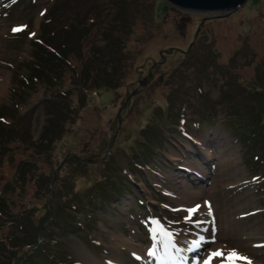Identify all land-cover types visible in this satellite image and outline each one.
Instances as JSON below:
<instances>
[{
	"label": "rangeland",
	"instance_id": "374dc122",
	"mask_svg": "<svg viewBox=\"0 0 264 264\" xmlns=\"http://www.w3.org/2000/svg\"><path fill=\"white\" fill-rule=\"evenodd\" d=\"M40 21L59 57L46 71L51 79L34 70ZM0 83V105L26 101L19 118L0 107L1 214L27 210L38 223L48 184H55L56 207L70 206L72 194L84 199L87 185L107 167L100 158L111 145L112 165L131 189L98 203L101 212L85 236L51 227L52 238L24 262L21 253L33 237L0 217V237L19 244L14 256L2 251L0 264H180L163 234L202 241L182 264H199L218 240L226 245L222 257L228 249L245 250L251 264H264V169L253 153L242 155V143L224 121L246 128L245 112L264 100V0L207 16L166 0H0ZM246 84L263 87L250 94ZM78 88L89 98L80 100ZM97 88L105 90L100 98L93 96ZM56 89L71 92L74 111L58 98L43 99ZM56 108V133L41 139ZM147 125L162 126V147L131 171L128 153ZM70 149L85 162L66 161ZM27 162L33 164L30 181L18 176ZM182 183L203 186L208 196L185 200ZM199 200L205 206L194 205Z\"/></svg>",
	"mask_w": 264,
	"mask_h": 264
},
{
	"label": "trees",
	"instance_id": "16d2710c",
	"mask_svg": "<svg viewBox=\"0 0 264 264\" xmlns=\"http://www.w3.org/2000/svg\"><path fill=\"white\" fill-rule=\"evenodd\" d=\"M44 25H45L44 22L40 21L39 31H38L39 36H37L38 38L35 39V41H33L35 45L33 59H36L35 61L37 63V65L34 67V70H36L38 74L44 73L45 75L46 73L49 79H51L52 73L49 74L46 71L52 69L54 65L53 60L59 57L56 56L58 53H55L56 49L54 45L49 43V41L47 40L48 38L47 35H44V31H45ZM109 69L111 68H108V70ZM109 71L107 72L110 74ZM29 83L30 82H28V85ZM251 83L253 82H250L249 85H251ZM103 85H105V82ZM106 85H109V83ZM249 85L246 84L245 87L249 89L250 94L255 91L257 92L261 91L263 87V85H257V84H252L254 87H249ZM75 87L77 88V86ZM65 90L56 89L54 90L53 93H51V95L44 96L43 99L56 100L58 98L66 103L68 96L71 97V92L68 90L67 93L65 92ZM76 90L79 92L78 95L80 96L79 98L80 100L89 98L86 95V89L78 88ZM175 90L177 93H179L181 91H186L187 88L184 87ZM103 91H105L103 90V88H97L93 96L96 98H100ZM65 93H67V95ZM172 93L173 91L170 93V95H172ZM169 99L170 100L174 99V97L171 98L169 97ZM25 103L26 101L24 102V104H22V106L19 107L15 106L11 108L10 106L4 104L0 105V107L7 114H15L16 112L18 115H16L15 118H19L25 115L23 112H21V110L24 109V107H26ZM71 104L68 103V105L71 106L70 111H72L76 105L73 99L71 100ZM254 107L255 108H253L250 112L246 111L245 113L247 115L242 117L243 119L241 121L243 122V125H245L244 127H246L244 129L235 130L234 125L232 124L230 118H226L224 119V121L227 120L226 123H228V127H230V129L232 130L233 135L238 137L240 142L242 143L244 147L242 151V155H244L245 157V154H247V152L253 153L254 159L260 162L264 169V100L262 99L261 103L258 101ZM58 109L60 108L54 109L55 113H53L51 118L47 119L44 127V131L47 135H45L41 139L50 140V134L54 135L56 133L54 132L53 126H55L54 122L55 119L57 118L56 112ZM169 115L175 117L176 112H172L171 114L169 113ZM195 120L196 119H191L192 121L191 123L193 124L194 122H196ZM164 135L165 134L162 126L156 125L155 127H153L151 125H147L145 128L141 129L142 138H137L138 141L135 148H132L128 153V155H130L128 157V165L131 167L130 168V170L132 169L131 171L140 170L142 168V165H145L147 162L151 161V158H153V156L157 153V149L162 147ZM252 141H255L253 142V145H252ZM68 151H70L69 154ZM68 151L66 153V158H65L66 161L68 159H75L76 161L79 162H85L83 161L84 159L78 158L77 156L78 154L76 151L71 149ZM113 153H114L113 145H111V147L107 151H103V154L101 155L100 159H102V161L104 162L103 165L107 167H105L102 170V174H100V176H97L95 180H93L87 185L85 191L86 196L84 199L83 198L79 199V196L72 194L70 195L71 197L69 198V202H71V204L69 203L70 206L66 207V205H60L56 207L53 202L54 194L56 192L54 187L55 184L52 187H50V185L48 184V190L50 192L49 200L43 206V210L41 212L40 220H38L39 221L38 223H35L33 221V217L30 215V212L27 210L18 212L17 214H11L9 216H7V214L4 213L1 214L2 211L0 212L1 221H9V223H13V226L19 225L26 231V235L28 237H33L32 242L25 243L20 258L22 259V262L26 261L27 257L40 253L42 246L44 245V243L47 242V240H44V238L45 239L52 238L51 235H47L49 231L51 232L50 230L51 227L55 226L56 228H58V230L64 232L65 235L68 233H76V234H83L85 236V234L88 233L87 231L94 226V223L98 219V213L101 212L99 210L101 209V207L98 206L99 205L98 203L100 201L102 203H109L111 201L120 199V197L123 196L126 193V191H131L129 185L130 179L127 176H122L120 173L121 170L115 169L114 166L112 165ZM25 164H27L26 166L27 169L25 168L26 174L25 172H21V174H19L18 176H20V178H23L22 180L27 178V180L30 181L34 179V174L31 170L33 164L30 162H27ZM3 203L6 204V201H3ZM0 207L6 210L5 206L4 207L0 206ZM18 218H21L22 220H18ZM0 223L4 224L3 222ZM5 238H6L5 236L0 237V254L3 255V253L7 251L8 256H12V255L14 256L15 249H17L19 244L16 243L7 244L6 243L7 238L6 240ZM4 244L8 248H3ZM64 260L65 261L67 260L66 257Z\"/></svg>",
	"mask_w": 264,
	"mask_h": 264
},
{
	"label": "bare ground",
	"instance_id": "6f19581e",
	"mask_svg": "<svg viewBox=\"0 0 264 264\" xmlns=\"http://www.w3.org/2000/svg\"><path fill=\"white\" fill-rule=\"evenodd\" d=\"M1 85H0V87H3V85H4V83H0ZM0 90H1V88H0ZM2 91V90H1ZM181 184V183H180ZM180 185H178V187H179ZM197 186V185H196ZM195 185H193V184H189V183H182V185H181V192L183 191L184 192V198H185V200H188V201H190V202H195L196 200H198V197L200 196V194H201V196L203 197V196H208V191L203 187V186H197L196 187ZM200 196V197H201ZM207 197H204V199H206ZM203 199V200H204ZM206 201H201V200H199L198 202H196L194 205H196V206H205V203ZM212 211H214L213 209H212ZM211 211V212H212ZM205 224H207L208 225V227H207V229H208V234H209V232H211L212 230H213V227H212V224H208V222H207V220L204 222ZM202 227V226H201ZM195 233H196V231H195ZM199 233H201V232H199ZM194 234V233H193ZM202 234V233H201ZM221 234V233H220ZM118 236V235H117ZM124 236V235H123ZM191 236V235H190ZM160 237L162 238V239H164L165 241V245L167 246V251L170 253V255H171V257H173V259L175 258V260L176 259H180V264H182V262H184L183 260H185L184 258L187 256L186 254H187V250L188 249H191L192 247H194V246H197V247H201L202 246V241L200 242V241H197V240H195V239H192V238H190L189 239V237L187 238V237H185V236H180V237H175V238H171L170 239V237L168 238V237H166V235L165 234H163V236L162 235H160ZM198 237V236H197ZM217 238H220V236H218ZM162 239H160V240H162ZM215 239V238H214ZM172 240H175V241H172ZM121 241V240H120ZM215 241H217V240H214V243H215ZM178 245H180V246H182L183 247V249L182 250H179V246ZM226 245L225 244H222V243H220L219 242V240H218V242H216L215 243V245H213L205 254H204V256L200 259V263L199 264H205V261H207V260H209V257H210V254L211 253H215V252H223L222 250H223V248L225 247ZM227 246H228V243H227ZM230 247V246H229ZM135 247H133V249H134ZM231 248V247H230ZM136 249H138V248H135V250ZM247 250V249H246ZM137 251V250H136ZM185 251V252H184ZM225 251V250H224ZM233 251V250H232ZM230 249H228V252H227V254H225V256L224 257H216V258H212L211 259V262H210V264H212V263H216L217 264V262H220L221 264H226L227 263V260H226V258H227V256L232 252ZM236 251V253H238L239 255H241L242 256V252L243 251H245V250H243L242 252L241 251H239V250H235ZM138 252V251H137ZM140 252V251H139ZM160 253V252H159ZM154 254V253H153ZM246 254V253H245ZM245 257H247V256H245ZM163 259V258H162ZM160 261V260H159ZM241 261V260H240ZM93 262V261H92ZM238 262V261H237ZM243 262V261H242ZM255 262V264H260V262L259 261H254ZM101 264V263H100ZM107 264V263H106ZM140 264H145V263H140ZM176 264H179V263H176Z\"/></svg>",
	"mask_w": 264,
	"mask_h": 264
},
{
	"label": "water",
	"instance_id": "95a60500",
	"mask_svg": "<svg viewBox=\"0 0 264 264\" xmlns=\"http://www.w3.org/2000/svg\"><path fill=\"white\" fill-rule=\"evenodd\" d=\"M170 4L207 15H226L243 5L246 0H166ZM120 122V121H119Z\"/></svg>",
	"mask_w": 264,
	"mask_h": 264
},
{
	"label": "snow or ice",
	"instance_id": "6c2138e0",
	"mask_svg": "<svg viewBox=\"0 0 264 264\" xmlns=\"http://www.w3.org/2000/svg\"><path fill=\"white\" fill-rule=\"evenodd\" d=\"M23 27L24 26H20L18 28H14L13 31L14 32L21 31L23 29ZM221 256H223V253H221V252L211 253L210 257H209V260L205 261V264H210L212 258L221 257ZM226 260H227V264H236L237 260H243V261H245V264H251V261L248 260L247 257H243V256L239 255L238 253H236L235 250H233L227 256Z\"/></svg>",
	"mask_w": 264,
	"mask_h": 264
}]
</instances>
